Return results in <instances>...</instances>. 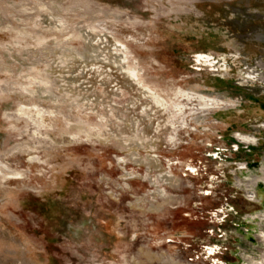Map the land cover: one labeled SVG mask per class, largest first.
<instances>
[{"label":"rangeland","instance_id":"obj_1","mask_svg":"<svg viewBox=\"0 0 264 264\" xmlns=\"http://www.w3.org/2000/svg\"><path fill=\"white\" fill-rule=\"evenodd\" d=\"M96 263L264 264V0H0V264Z\"/></svg>","mask_w":264,"mask_h":264},{"label":"bare ground","instance_id":"obj_2","mask_svg":"<svg viewBox=\"0 0 264 264\" xmlns=\"http://www.w3.org/2000/svg\"><path fill=\"white\" fill-rule=\"evenodd\" d=\"M123 48V47H122ZM137 75H136V73H134V71H132L131 72V77H129V78H131L132 80H135L137 77H136ZM136 77V78H135ZM130 85H131V83H129ZM138 84V83H137ZM184 94V93H183ZM184 95H186V98H188V99H197V100H202L203 98H201V97H199V96H197V95H195V94H184ZM157 101H160V100H157ZM162 101V100H161ZM166 101V100H165ZM202 101H204V102H206V99L205 100H202ZM215 101V100H214ZM157 103V102H156ZM161 103V102H160ZM216 103V102H215ZM204 104H206V103H204ZM222 104V103H221ZM167 105V104H166ZM165 105V106H166ZM177 105H179V104H177ZM217 105V104H216ZM162 106V105H161ZM160 106V107H161ZM181 106V105H180ZM164 107V106H163ZM179 111V110H178ZM243 135V134H242ZM142 160V159H141ZM97 264V263H96Z\"/></svg>","mask_w":264,"mask_h":264},{"label":"built area","instance_id":"obj_3","mask_svg":"<svg viewBox=\"0 0 264 264\" xmlns=\"http://www.w3.org/2000/svg\"><path fill=\"white\" fill-rule=\"evenodd\" d=\"M202 55V54H201ZM196 57H198V61H203V62H206V61H211L212 59L209 57V56H207V55H204V56H202V57H200V59H199V55H197ZM212 249H210L209 250V252L211 251ZM215 253H217V252H210V255H214ZM197 257V256H196ZM193 260V257H190L189 258V261H192Z\"/></svg>","mask_w":264,"mask_h":264}]
</instances>
